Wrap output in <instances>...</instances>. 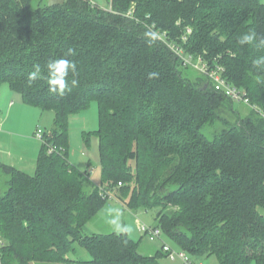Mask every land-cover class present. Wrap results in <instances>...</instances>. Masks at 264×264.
I'll list each match as a JSON object with an SVG mask.
<instances>
[{
  "label": "trees",
  "instance_id": "obj_1",
  "mask_svg": "<svg viewBox=\"0 0 264 264\" xmlns=\"http://www.w3.org/2000/svg\"><path fill=\"white\" fill-rule=\"evenodd\" d=\"M109 6L0 0V88L8 84L25 105L55 114L33 175L0 164L9 178L0 196L1 264L69 262L76 244L91 260L71 264H161L163 250L145 255L128 234H84L108 195L131 211L156 210L155 227L196 262L264 264V114L216 91L203 72L193 80L183 71L196 68L190 58L223 66L227 82L264 108V71L253 66L264 48L238 42L249 30L264 38V0ZM69 48L70 91L54 94L46 66ZM93 102L100 124L85 137L99 142L97 185L69 161V119Z\"/></svg>",
  "mask_w": 264,
  "mask_h": 264
},
{
  "label": "rangeland",
  "instance_id": "obj_2",
  "mask_svg": "<svg viewBox=\"0 0 264 264\" xmlns=\"http://www.w3.org/2000/svg\"><path fill=\"white\" fill-rule=\"evenodd\" d=\"M63 0H33V5L35 8L41 7L42 5H55L61 3ZM94 3H96L99 7L103 9H109V0H92ZM134 4H131V9L134 10L135 8ZM186 41V37H184ZM186 76L193 80L202 79V73L201 70L198 68L189 67L186 69H183ZM12 93L10 90V86L8 84H4L0 88V106H2V103L5 101H8L7 103L11 105H15L17 107L18 104H23L22 96L12 93L8 99V96ZM20 96V97H18ZM250 98V97H249ZM24 105V104H23ZM25 108L28 106L24 105ZM250 106V105H247ZM251 106L258 110L259 112H263L264 114V108L261 107L260 104L255 103L251 104ZM21 108V107H19ZM236 108L239 109V111L242 114L250 113L252 109L250 107H246V105L243 104H236ZM31 110L32 112H35L37 115L34 117L33 114L29 113L27 116L29 127L34 128V138L37 141V143L42 147V142H40L36 138V132L40 128L43 131H49L48 129H51L53 127L54 123V112L50 111H41L40 109L28 107L27 110ZM1 119V117H0ZM99 109L96 102H93L91 106L79 114L73 115L69 119V128H68V138H69V161L73 166L78 168L80 171L86 173V171L89 172L90 178L92 179V182L97 185L102 181V168H101V162H100V156H99V142L97 140V137L90 136V139H87L85 137V133H91L99 128ZM31 131V129H30ZM210 131H208L209 133ZM33 137V136H32ZM34 170H30L31 172H28L29 174L33 175L35 173V168H32ZM8 180V177L4 175L2 171H0V196L4 195L8 191V186H6V181ZM8 185V184H7ZM86 190L88 193H91L93 188H91L89 185L86 186ZM109 196V195H108ZM119 209L121 215V223L129 226L132 231L128 236L135 242L139 243L141 242L140 249L141 251L145 252V249H149L151 247V251H159L160 248L163 246V241L167 244H169L174 249H177L169 239L162 237V240H155L150 241L149 237L146 236L144 233H142L139 229L140 223L146 224L147 226H153L154 223H156V210H150L145 211L142 209H137L136 211H131L128 209H125L121 204H119L112 196L108 198V201L104 204V206L100 209V211L97 213V215L87 223V225L83 228L85 235H92V234H111L114 233L105 223V221L109 218L110 211ZM155 227V226H154ZM76 252L75 253H69L66 255L67 261H73V260H84L89 261L91 260V256L89 252L82 248L79 244H76ZM161 264H180L179 260H172L169 257L161 256L159 259ZM69 262H60L56 261L54 262H47V261H41V262H32L31 264H71ZM198 264H220L218 258L216 256H210L205 257L202 259L197 260ZM251 264H255V262H251Z\"/></svg>",
  "mask_w": 264,
  "mask_h": 264
},
{
  "label": "crops",
  "instance_id": "obj_3",
  "mask_svg": "<svg viewBox=\"0 0 264 264\" xmlns=\"http://www.w3.org/2000/svg\"><path fill=\"white\" fill-rule=\"evenodd\" d=\"M12 93L16 92L12 91ZM12 93L8 96V99L11 98L10 96L13 95ZM7 102L8 101L3 102L2 106H0V164L26 173L31 172L30 170H34L32 168H35L36 171L42 147L34 138V128L29 127L27 115L31 113L35 117L37 114L30 109L27 110L29 106L25 108L24 103V105L18 104V106L21 107L19 108L16 104L11 105L13 101L10 104ZM48 130L50 131L51 129ZM8 181L9 178L6 181V186H8ZM155 225L156 223H154L153 226ZM139 245H141V242ZM151 250V247H149L148 250L145 249V252L140 249L145 255L155 256L162 251V247L156 252Z\"/></svg>",
  "mask_w": 264,
  "mask_h": 264
},
{
  "label": "clouds",
  "instance_id": "obj_4",
  "mask_svg": "<svg viewBox=\"0 0 264 264\" xmlns=\"http://www.w3.org/2000/svg\"><path fill=\"white\" fill-rule=\"evenodd\" d=\"M239 44L244 45H255L257 48H264V38L258 36L255 31L249 30L248 32L242 34L239 38ZM75 50L69 48L65 53V58L52 59L47 63L48 69V84L49 91L58 94L64 95L66 91H70V88L66 84L65 77L71 71L75 73L76 64L74 61L68 60L67 56H74ZM253 66L257 69L264 71V56H259L253 60ZM40 73L39 66L36 67V70L29 74V82L35 81ZM154 75V74H151ZM77 81H72V86H75ZM121 213L119 209L110 211L109 218L105 221L107 226L117 235L130 234L132 229L121 223Z\"/></svg>",
  "mask_w": 264,
  "mask_h": 264
},
{
  "label": "built area",
  "instance_id": "obj_5",
  "mask_svg": "<svg viewBox=\"0 0 264 264\" xmlns=\"http://www.w3.org/2000/svg\"><path fill=\"white\" fill-rule=\"evenodd\" d=\"M185 62L190 63L194 67L198 68L203 72L204 74L208 75L210 79L212 80L214 87L216 91L224 93L226 96L231 98L233 101L236 102H242L246 105H251L250 98L246 91H243L235 86H232L227 82V80L224 78L225 68L223 66L217 65L215 68L210 70V67L205 63L204 59L202 57L198 58V63H195L191 58L186 59ZM36 138L42 142V144L45 143V132L42 129H38L36 132ZM49 153H54L56 148L49 146ZM107 198H110V196H105ZM139 229L142 233H144L146 236L149 237L150 241L155 240H162V232L159 228L154 226H147L146 224H141L139 226ZM3 247V243L0 240V264H1V249ZM163 252L172 260H179L181 264H198L196 261L192 260L189 255L180 250H176L173 247H171L169 244L165 243L163 241L162 246Z\"/></svg>",
  "mask_w": 264,
  "mask_h": 264
}]
</instances>
